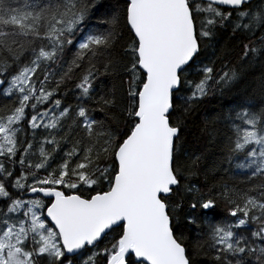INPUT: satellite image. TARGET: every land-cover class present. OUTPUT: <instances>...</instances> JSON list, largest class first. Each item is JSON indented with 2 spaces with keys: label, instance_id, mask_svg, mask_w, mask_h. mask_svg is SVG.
I'll return each instance as SVG.
<instances>
[{
  "label": "snow or ice",
  "instance_id": "1",
  "mask_svg": "<svg viewBox=\"0 0 264 264\" xmlns=\"http://www.w3.org/2000/svg\"><path fill=\"white\" fill-rule=\"evenodd\" d=\"M250 4L124 0L93 26L100 0H0V94L12 100L0 106V264H195L174 227L188 179L177 101L188 113L210 88L236 79L226 65L218 71L200 59L218 28L259 40L242 44L241 59L264 49V0ZM122 30L130 42L116 59ZM70 47L57 76L51 66ZM193 65L196 81L188 79ZM76 72L80 102L64 106L60 89ZM110 75L127 77L119 99L115 87L101 91ZM185 86L190 95L181 94ZM97 112L113 113L115 124ZM227 120L224 162L240 160L239 174L258 183L184 186L187 222L204 220L207 241L195 247L206 244L213 264H264V108L241 105ZM41 129L47 134L36 140ZM221 201L226 215L218 219Z\"/></svg>",
  "mask_w": 264,
  "mask_h": 264
},
{
  "label": "trees",
  "instance_id": "2",
  "mask_svg": "<svg viewBox=\"0 0 264 264\" xmlns=\"http://www.w3.org/2000/svg\"><path fill=\"white\" fill-rule=\"evenodd\" d=\"M13 2V0H9ZM262 0H254L250 7L257 8L261 5ZM100 3L105 7L101 8L98 13L92 16L91 24L95 26L101 20L106 19L104 13L109 6L118 5L123 7L124 0H100ZM259 33H257L258 37ZM249 38L256 41L255 46L260 47V42L256 37H248L247 34L236 32L234 33L230 25H225L218 28L215 35L210 40L204 41V47L201 51L200 59L203 63L215 61V67L218 71L227 69L236 72V79L228 85L213 86L209 89L208 95L202 100L196 101L188 113H183V105L177 101L178 114L181 115L182 132L180 136L181 155L180 164L188 179L181 182V193L183 196V206L175 213L174 227L177 235L182 236L190 249L195 264H213V252L209 251L205 244L203 249H196L197 241H207V228L203 219H197L196 224H189L188 217L192 215L189 209V204L192 202V196L183 192L184 186H195L201 192H207L213 187L219 189L224 183L229 186L246 189L253 186V183L258 181L247 182L246 177L239 174L241 170L235 168V164L240 160L233 161L229 166L224 162V145L227 137L231 134V125L227 120V116L232 110H239L240 106H252V110L264 108V49L256 56H249L246 59H241L242 44L248 43ZM129 37L126 32H123L113 50V57L116 59L123 58V49L129 43ZM75 48L66 49L65 55L61 61L52 65V71L60 74L63 67H66L68 61L72 59ZM199 65H193L187 71L188 79L196 81L199 76L196 68ZM79 73L73 74V80L66 81L60 89L64 94L62 102L64 106L75 107L80 101L77 99L78 93L74 88L75 77ZM42 78V76H41ZM105 87L102 92H107L115 87L116 95L119 99L121 95V80H126L127 77L120 75L108 76L106 79L101 78ZM182 95H190V90L187 86L181 92ZM89 106H95L93 101H88ZM12 106V100L0 94V106ZM118 111V110H117ZM234 114V113H233ZM98 119L107 118L113 124V113L97 112ZM71 123V121H68ZM120 127H123V121L120 122ZM26 127V125H25ZM47 133L43 129L35 133L36 140H40ZM23 133L21 138H23ZM32 133L28 131V138L31 139ZM199 157V159H197ZM242 159V158H241ZM196 161L195 166H192V161ZM227 169V171H226ZM43 174V173H42ZM252 195L258 193L253 192ZM178 200L179 197H173ZM219 206L216 212L219 214L218 219H223L226 215L224 212L223 202H218ZM196 216H200V210L197 209ZM209 219L211 214H209ZM112 234H109V237ZM104 246V242L100 247Z\"/></svg>",
  "mask_w": 264,
  "mask_h": 264
},
{
  "label": "water",
  "instance_id": "3",
  "mask_svg": "<svg viewBox=\"0 0 264 264\" xmlns=\"http://www.w3.org/2000/svg\"><path fill=\"white\" fill-rule=\"evenodd\" d=\"M254 1V0H251V2Z\"/></svg>",
  "mask_w": 264,
  "mask_h": 264
}]
</instances>
